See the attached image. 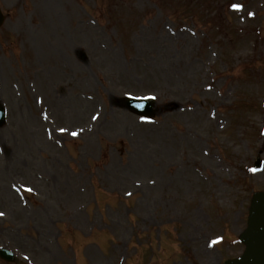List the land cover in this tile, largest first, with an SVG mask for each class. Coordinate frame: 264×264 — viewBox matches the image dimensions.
I'll use <instances>...</instances> for the list:
<instances>
[{
    "label": "rangeland",
    "instance_id": "1",
    "mask_svg": "<svg viewBox=\"0 0 264 264\" xmlns=\"http://www.w3.org/2000/svg\"><path fill=\"white\" fill-rule=\"evenodd\" d=\"M0 11V248L17 264L241 258L264 198V0ZM127 97L153 98V118Z\"/></svg>",
    "mask_w": 264,
    "mask_h": 264
},
{
    "label": "water",
    "instance_id": "2",
    "mask_svg": "<svg viewBox=\"0 0 264 264\" xmlns=\"http://www.w3.org/2000/svg\"><path fill=\"white\" fill-rule=\"evenodd\" d=\"M3 18L0 15V24ZM143 101L126 100L123 106L143 116H151L152 103ZM4 123L3 111L0 109V126ZM247 245L246 253L233 264H264V200L255 204L252 209L249 229L244 234ZM0 257L7 261H12V255L6 250H0Z\"/></svg>",
    "mask_w": 264,
    "mask_h": 264
},
{
    "label": "snow or ice",
    "instance_id": "3",
    "mask_svg": "<svg viewBox=\"0 0 264 264\" xmlns=\"http://www.w3.org/2000/svg\"><path fill=\"white\" fill-rule=\"evenodd\" d=\"M232 7H233L234 9H236V10H239V9L242 8V5L234 4V5H232ZM0 215H3V213H0Z\"/></svg>",
    "mask_w": 264,
    "mask_h": 264
}]
</instances>
